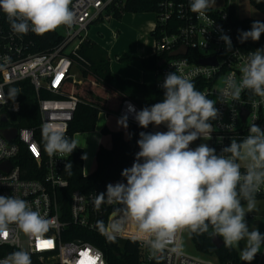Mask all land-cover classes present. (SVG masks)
Masks as SVG:
<instances>
[{"label":"built area","instance_id":"built-area-1","mask_svg":"<svg viewBox=\"0 0 264 264\" xmlns=\"http://www.w3.org/2000/svg\"><path fill=\"white\" fill-rule=\"evenodd\" d=\"M191 0H164L156 15L152 37L155 55L164 64L154 71L156 80L152 86L164 91L160 85L169 72L178 70L193 82L205 81L203 93L216 101L219 117L212 121V138H203L217 152L230 144L232 139L240 141L249 134L250 125L256 123L264 129V98L245 89L238 101L230 95L225 96L226 80L232 76L240 82L241 67L248 60L250 52H244L238 45V38L230 25L227 10L208 9L205 15L190 10ZM126 0H71L70 10L74 13L71 27L61 25L66 34L55 33L62 38L60 44L47 53H34L37 35L31 31L16 34L12 31L7 16L0 10V195H11L28 202L33 211L50 221L46 232L29 235L17 224L8 225L6 233L0 235V260L12 251H26L38 258L40 264H80L81 253L88 251L98 257L96 264H108L104 253L89 243L88 234L121 241L134 240L142 251V264H233L222 263L215 257L205 255L191 256L181 251L182 236L185 230L176 233L175 241L164 250L153 253L147 240L139 232L135 222L124 217L123 206L119 203L102 202L98 206L95 198L106 191L111 183L125 182L111 180L89 193L75 190L69 193L70 182L65 165L70 162L67 154L50 156L45 149L43 128L47 125L51 132H60L67 137L70 124L74 120L80 100L67 94L69 84H81L72 70L89 68L90 62L80 55L82 43L88 39L89 28L97 21L115 16L117 9L124 7ZM155 33V36L152 34ZM222 34L231 38L232 50L226 51ZM182 48L186 55L170 57ZM215 59L216 65H202L201 61ZM29 81L34 88L39 111L36 127H16L15 117L21 112V103L8 99L10 88L21 82ZM46 92L51 97L42 98ZM131 104L141 110L133 101L124 99L118 112L120 118ZM247 112L244 118L243 112ZM105 112V111H104ZM107 113V112H106ZM108 114V113H107ZM109 115V114H108ZM128 123L137 128L135 154L139 151L137 140L141 131H166L165 127L141 128L128 113ZM11 123V125H7ZM16 130V136L8 141L3 133ZM218 138H222L219 140ZM201 140L193 142L195 148ZM72 154V153H71ZM245 169L242 166L241 171ZM264 199V186L256 194ZM120 224L119 232L112 225ZM47 242L41 246L40 242ZM251 264H263L262 258Z\"/></svg>","mask_w":264,"mask_h":264},{"label":"clouds","instance_id":"clouds-1","mask_svg":"<svg viewBox=\"0 0 264 264\" xmlns=\"http://www.w3.org/2000/svg\"><path fill=\"white\" fill-rule=\"evenodd\" d=\"M70 3L71 0H0V10L14 33L31 31L43 35L61 25L71 27L75 17ZM214 3L215 0H191L190 10L202 16ZM238 32L240 43L259 41L264 22L253 21L250 30ZM220 39L226 51H231V38L222 34ZM241 73L239 83L232 76L227 78L224 95L238 101L248 89L264 98V47L249 53ZM160 87L164 90L160 102L139 111L129 103L117 125L127 130L131 113L141 128L154 125L167 130L139 133V151L131 167L121 172L126 183H109L105 192L97 194L95 203L121 204L124 217L136 223L154 254L172 244L178 231L204 234L211 228L210 235L221 237L225 247H239L243 241L241 259L251 264L264 245V233L258 227H250L246 220L256 207V194L264 186V129L251 124L244 139H232L219 152L208 143L192 148L190 145L198 139L212 138L211 122L219 117L216 101L196 90L193 81L178 74V70L167 73ZM19 92L10 88L8 99L15 103ZM128 137L131 139L130 133ZM43 138L50 156H70L81 147L77 138L51 132L47 125ZM64 170L71 173V162ZM11 223L33 235L46 232L50 221L33 211L27 201L0 195V235ZM112 228L115 232L121 230L120 224ZM0 264H31V257L26 251H15Z\"/></svg>","mask_w":264,"mask_h":264},{"label":"trees","instance_id":"trees-1","mask_svg":"<svg viewBox=\"0 0 264 264\" xmlns=\"http://www.w3.org/2000/svg\"><path fill=\"white\" fill-rule=\"evenodd\" d=\"M164 0H126L124 7L117 9L115 18H122L123 14H156L160 10V4ZM250 4L263 15L262 20L252 18H238L233 6L228 3L224 8L227 10L230 25L233 28L237 38L238 30H250L253 21L264 22V0H249ZM156 34L153 33L152 36ZM36 45L32 51L34 53H47L54 46L60 44L62 38L54 30L48 31L36 39ZM240 49L244 52H251L257 48L264 47V34L259 41L248 40L240 43ZM79 53L90 62L89 68H82L84 81L93 80L94 84H101L105 90L98 89L96 85L90 84L89 87L82 84H69L67 94L74 95L81 102L78 105L73 122L70 124L69 132L74 137L79 133H90L95 130L99 114L102 110L110 113L118 112L124 99L133 101L139 108L151 106L163 99L164 91L157 90L154 86L138 84L132 81L124 80L112 73L110 69V60L108 53L94 42L86 39L80 46ZM159 56H150L148 58H139L130 55H123L119 58L121 63L137 65L144 72H154L159 68ZM196 90L203 92L206 89V82L199 80L193 82ZM13 88L20 90L16 100L21 103V112L15 117L16 127H36L39 122V111L34 88L29 81L14 85ZM111 92L110 102L113 107L107 106L106 94ZM51 97L46 92L42 93V98ZM213 100L211 97H207ZM103 132H107L106 128ZM129 137L125 138L123 132H111L112 148L107 150L99 147L96 156V169L90 175H84L83 171V151L76 148L70 157L72 164L71 173L68 172L70 182L69 193L80 190L89 193L102 189L107 182L111 180H123L121 172L127 167H131L135 152V143L137 137V128L129 124ZM262 199L260 197H255ZM242 203H244L242 201ZM208 233L196 234L190 233V238L196 250L205 256L215 257L222 263L245 264L241 260L237 250L225 247L224 245L217 249L213 245V236ZM89 243L100 249L106 258L108 264H142V251L138 243L134 240L121 241L118 239L103 237L98 234H88ZM221 238V237H220ZM222 239V238H221ZM223 240V239H222ZM14 252V251H12ZM31 264L38 263V258L33 257ZM154 264H161L154 263ZM264 264V263H263Z\"/></svg>","mask_w":264,"mask_h":264},{"label":"rangeland","instance_id":"rangeland-1","mask_svg":"<svg viewBox=\"0 0 264 264\" xmlns=\"http://www.w3.org/2000/svg\"><path fill=\"white\" fill-rule=\"evenodd\" d=\"M226 3H228L229 5L234 4V6L240 8V13H244L243 17L248 16L252 18L255 12H257V14H260L258 11H256L252 7L249 0H215V3L209 9L222 10L225 7ZM137 16H144V18H148V19L153 18L156 20V14H153V13L138 14ZM132 17H133V14L131 13L123 14L122 18L120 19L111 17L109 21L107 20V18L104 17L103 19L94 23V25H92L90 28L95 31L96 36L99 38V40H103L105 42L110 43L109 44L110 46H112L111 45L112 33L116 32L117 34H119V41L116 45L115 50L117 53L121 55V57L124 55L125 52H128L130 55L134 56V54L138 55L140 50L150 51L152 48V44H153L152 37L150 35H148V37H143L144 32L140 30L141 22L135 21L134 23V20H133L134 18ZM118 25H121L123 27L124 34H121V30L117 28ZM127 28L129 30H127ZM58 32L62 35L66 34L65 29L62 27H59ZM134 57H139V56H134ZM123 64H127V63H123ZM127 65L133 68L135 72L141 74V76L144 73V71L140 69L137 65H134V64L132 65L127 64ZM72 73L73 75H75L76 80L80 81L83 79L82 71L80 69L75 68L72 70ZM145 73H149V72H145ZM137 77H140V76L138 75ZM149 77L150 75H148L146 79H149ZM92 81L93 80L83 81L82 85L89 87L90 84H94ZM94 85H96L98 89L105 90V88L99 83H96ZM106 96H107L106 97L107 106H109L110 108L113 107L114 104L110 102L111 92H107ZM117 120L118 118L115 117L113 113H110L108 115L104 112V110H102L99 114L96 127L93 132L79 133V134L74 135V137L79 140V145L81 146L80 148L83 149V153L87 157L84 160V167H83L84 174L90 175L96 169L95 154L98 148L95 145V141H94L95 136H99L102 138L103 148L107 150L110 149L111 148L110 133L118 132L122 130V127H119L117 125ZM7 125H11V123ZM160 127H164V126H160ZM105 128L107 132L104 133L103 130ZM154 128H157V127L154 126ZM200 143H208V142L205 140H201L199 144ZM255 200H256V207L253 209L251 213H248L246 215V220L250 227H258L259 231L261 233H264V199L255 198ZM243 246H244V242L242 241L239 247H234L237 250L240 259H241L240 250L241 248H243ZM181 251L191 256L200 255V253L196 250L190 238V232L186 229L182 236ZM257 255L261 257L264 262V245L261 246L260 253H258ZM258 259L259 258H255L252 262L256 263L258 262Z\"/></svg>","mask_w":264,"mask_h":264},{"label":"crops","instance_id":"crops-1","mask_svg":"<svg viewBox=\"0 0 264 264\" xmlns=\"http://www.w3.org/2000/svg\"><path fill=\"white\" fill-rule=\"evenodd\" d=\"M226 5H227V3H226ZM226 5H225V7H226ZM229 6H233L234 7L235 14L239 18H241V19H243V18H251V17H248V16L243 17L244 13H240V8L234 6V4H231ZM256 11H258V10H256ZM137 15L136 14H133V17L132 18H134L133 19L134 20V23H135V21L136 22L137 21H140L141 22L140 23L141 24L140 25V30H142L144 32V36L143 37H148V35L151 34L153 28L155 27L156 20L153 19V18H151V19L149 18L148 19V18H144V16H137ZM252 19L262 20L263 19V15H262V13L257 14V12H255V14H253V16H252ZM117 28L119 30H121V34H124V29H123V27L121 25H118ZM127 30H129V29L127 28ZM87 38H88V40L94 42L95 44H97L98 46H100L103 50H105L108 53V57H109V60H110V69H111V71H112L113 74L121 77L124 80L136 82L138 84H145V85H149V86H152L153 85V83L156 80V76H155L154 72H149V73H145L144 72L142 74V76H141V74L135 72V70L133 68H131L129 65L123 64V63H121L119 61V58H121V55L119 53H117L116 50H115L116 45H117V43L119 41V34H117L116 32H113L112 33V35H111V42H112L111 45L112 46H110L109 45L110 43H108V42H105L103 40H99V38L96 36L95 31L93 29H91V28H90V30L88 32ZM124 55H130V54L128 52H125ZM154 55H155L154 43L152 44V48H151L150 51L140 50L139 53H138V55L137 54H134V56H139L142 59L148 58V57L154 56ZM130 56H133V55H130ZM138 75L141 78L140 77H137ZM148 75H150V77H149V79H146V77ZM80 81H82V83H83L84 79H82ZM128 125H129V123H128ZM118 132H123L125 134V138H127L128 137V132H129V126H128L127 130H125L124 128H122V130L121 131H118ZM96 139L99 140L98 145H97V143L95 141ZM94 141H95V145H96V147L98 149H99L100 146H103V141H102V138L101 137L95 136ZM111 148H112V139H111ZM78 149H81L83 151V149L80 148V147H78ZM98 149H97V151H98ZM110 149H108V150H110ZM97 151H96V153H97ZM83 156H84V153H83ZM95 156H96V154H95ZM84 160L85 159H83V167H84ZM84 175H86V174H84ZM251 263H253V262H251Z\"/></svg>","mask_w":264,"mask_h":264},{"label":"water","instance_id":"water-1","mask_svg":"<svg viewBox=\"0 0 264 264\" xmlns=\"http://www.w3.org/2000/svg\"><path fill=\"white\" fill-rule=\"evenodd\" d=\"M108 21L110 20L109 18L107 19ZM187 54V50L185 48H182L176 52H173L170 54V57H176L179 55H186ZM164 61L159 62V66L163 65ZM202 65H216V61L215 59H209V60H203L201 61ZM244 118L247 116V112H243ZM4 137L8 140V141H12L15 136H16V130H7L4 131L3 133ZM2 166H0L1 168ZM213 245L215 246V248L220 249L223 246V240L220 237H213Z\"/></svg>","mask_w":264,"mask_h":264},{"label":"snow or ice","instance_id":"snow-or-ice-1","mask_svg":"<svg viewBox=\"0 0 264 264\" xmlns=\"http://www.w3.org/2000/svg\"><path fill=\"white\" fill-rule=\"evenodd\" d=\"M40 244L41 246H45L47 242L41 241ZM81 257L80 264H96V260L98 259V257L91 256L88 251L81 253Z\"/></svg>","mask_w":264,"mask_h":264},{"label":"bare ground","instance_id":"bare-ground-1","mask_svg":"<svg viewBox=\"0 0 264 264\" xmlns=\"http://www.w3.org/2000/svg\"><path fill=\"white\" fill-rule=\"evenodd\" d=\"M95 141H96V143H97V145H98V143H99V140H98V139H96Z\"/></svg>","mask_w":264,"mask_h":264}]
</instances>
